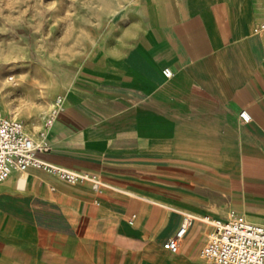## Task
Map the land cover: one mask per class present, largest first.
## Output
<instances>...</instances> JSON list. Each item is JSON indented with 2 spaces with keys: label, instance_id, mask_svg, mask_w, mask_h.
<instances>
[{
  "label": "crops",
  "instance_id": "crops-1",
  "mask_svg": "<svg viewBox=\"0 0 264 264\" xmlns=\"http://www.w3.org/2000/svg\"><path fill=\"white\" fill-rule=\"evenodd\" d=\"M264 0H127L85 48L55 60L61 107L36 150L97 173L37 167L0 180V264H205L196 218L264 219ZM164 67L172 71L165 76ZM245 109L248 120H242Z\"/></svg>",
  "mask_w": 264,
  "mask_h": 264
},
{
  "label": "rangeland",
  "instance_id": "rangeland-1",
  "mask_svg": "<svg viewBox=\"0 0 264 264\" xmlns=\"http://www.w3.org/2000/svg\"><path fill=\"white\" fill-rule=\"evenodd\" d=\"M127 0H0V113L36 131L54 106L55 60L84 49Z\"/></svg>",
  "mask_w": 264,
  "mask_h": 264
},
{
  "label": "built area",
  "instance_id": "built-area-1",
  "mask_svg": "<svg viewBox=\"0 0 264 264\" xmlns=\"http://www.w3.org/2000/svg\"><path fill=\"white\" fill-rule=\"evenodd\" d=\"M259 27H264V22ZM163 72L167 77L172 74L169 67H164ZM60 107L61 97L56 96L54 106L44 118L43 128L39 132L41 136L51 125L55 111ZM239 115L242 120L249 119L245 109L240 110ZM38 149H48V146L42 139L35 142L21 119L0 113V180L12 170H25L33 166L68 184L88 180L92 188L98 189L105 183L95 172L41 159L35 153ZM196 218L210 227L199 251L205 264H264V219L254 222L235 212H229L225 219L207 215L198 217L183 212L177 229L163 242V247L172 252L178 251L189 225Z\"/></svg>",
  "mask_w": 264,
  "mask_h": 264
}]
</instances>
